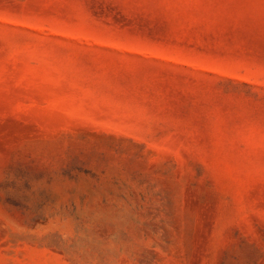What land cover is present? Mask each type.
I'll return each instance as SVG.
<instances>
[{"label": "rangeland", "instance_id": "rangeland-1", "mask_svg": "<svg viewBox=\"0 0 264 264\" xmlns=\"http://www.w3.org/2000/svg\"><path fill=\"white\" fill-rule=\"evenodd\" d=\"M0 264H264V0H0Z\"/></svg>", "mask_w": 264, "mask_h": 264}]
</instances>
